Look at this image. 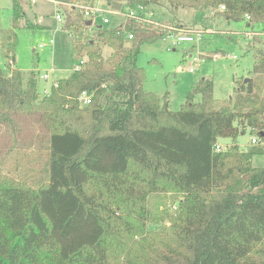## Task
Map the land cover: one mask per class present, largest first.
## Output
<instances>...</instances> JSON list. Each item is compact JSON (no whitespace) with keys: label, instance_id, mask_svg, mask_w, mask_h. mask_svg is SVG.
Here are the masks:
<instances>
[{"label":"trees","instance_id":"trees-1","mask_svg":"<svg viewBox=\"0 0 264 264\" xmlns=\"http://www.w3.org/2000/svg\"><path fill=\"white\" fill-rule=\"evenodd\" d=\"M160 1L105 5L125 12ZM162 1L172 9H213L248 28L264 26V0ZM13 9L16 29L23 12L16 2ZM72 12L65 28L74 35L75 53L87 60L47 96L38 97L34 72L25 79L19 69L5 73L0 66L6 153L26 138L43 160L33 184L0 173V264L119 258L126 264H264V168L252 166L264 149L235 143L241 134L264 131V50L255 49L248 81L234 80L229 99L216 100L212 81L202 79L171 111L167 96L143 90L144 71L136 64L140 46L162 40V30L128 19L123 26H98L96 40L81 41L78 32L87 27ZM100 43L112 51L107 58ZM82 92L88 105L80 104ZM225 138L232 144L216 151ZM165 196L179 198L178 215L159 227L157 245L148 247V223L164 220L152 213L153 204Z\"/></svg>","mask_w":264,"mask_h":264},{"label":"rangeland","instance_id":"rangeland-1","mask_svg":"<svg viewBox=\"0 0 264 264\" xmlns=\"http://www.w3.org/2000/svg\"><path fill=\"white\" fill-rule=\"evenodd\" d=\"M76 3L100 6L104 9L105 0H72ZM18 3L23 15L19 19L18 28H13L14 3ZM66 8V7H65ZM61 10L64 21L60 24L55 20L57 9L47 0H0V66L5 73L13 67L19 69L26 79L30 72H34L38 84V97H43V90L50 91L52 83L64 79L78 65V55L74 51V35L70 29L65 28L67 18L73 17L75 12L67 9ZM138 6L135 9L136 10ZM118 10V14H126ZM151 13L149 20L160 22L165 27L177 28V31L199 33L192 43L176 46L175 50H168V43L157 40L144 43L139 48L136 64L144 71L143 90L152 93L160 100L168 97L169 109L178 111L186 102L187 93L202 79H210L213 83V97L216 100H227L234 95V80L248 78L255 62V49L264 50V26H246V21H227L213 9L202 11L191 8L172 9L164 1L159 5L147 6ZM219 8V11L221 13ZM73 13V14H72ZM110 26L101 24L100 19H95L91 29L87 28L84 34L81 29L79 38L82 40L95 39L96 29L102 27H118L127 22L122 15H110ZM80 24H85L82 18ZM139 24V23H138ZM141 26H155L156 24L144 23ZM160 27V24H159ZM160 29V28H159ZM251 34L250 36L247 35ZM53 39V45L47 48H38L39 44H48ZM98 42V41H97ZM248 43L253 49L248 48ZM101 46L103 58L111 54V49ZM11 48V51L8 50ZM8 53V55H6ZM85 56V53H81ZM218 55L215 60L213 56ZM235 56V59L232 57ZM197 58L199 62L193 63ZM13 61L12 64L9 61ZM87 60V58H86ZM11 68V69H10ZM55 68L52 78L42 80L40 76ZM190 69H193L191 72ZM200 96L194 97V102H199ZM82 106V105H81ZM4 129H0V173H8L14 179L33 184L37 178L43 160L37 148L30 145L25 138L20 148L12 153H6L7 142L4 139ZM251 134L246 132L238 136L236 144L243 150L254 147L250 143ZM218 144L223 148L232 144V140L220 139ZM8 148V147H7ZM263 148L264 147H260ZM254 168H264V154H256L252 158ZM178 200L172 196H165L153 204L152 213L155 216H164L163 222L156 226L147 225V238L151 245L156 246L159 240V227L175 219L178 215ZM174 207L176 209H174ZM150 239H154L152 242ZM139 244V237L134 239ZM137 246L132 248L130 260L134 258ZM111 264H126L121 258L112 259Z\"/></svg>","mask_w":264,"mask_h":264},{"label":"built area","instance_id":"built-area-1","mask_svg":"<svg viewBox=\"0 0 264 264\" xmlns=\"http://www.w3.org/2000/svg\"><path fill=\"white\" fill-rule=\"evenodd\" d=\"M32 3L34 4L35 0H31ZM49 2H51L57 9L56 14H55V20L57 23H61L62 21H64V17L62 15L61 10H63L65 7V9L67 10H76L79 12V14L81 15L82 20L85 22V26L88 29H91L92 25L95 22V19H100L101 20V24L104 25H109L110 24V15H122L124 18L127 19H132L134 20L136 23L139 24H144V23H150V24H156L158 28H160L162 30V32L164 33L162 36V40L166 41L168 43V50H175L176 46L184 44V43H192L195 39V37L200 38V34L199 33H191V32H187L185 31H177V28L172 29V27H165L163 25H161L162 23L160 22H154L149 20L148 16H151V13H149V11H147V7L145 6H138V8L136 10H129L126 14H118L117 11H113L109 8H102L100 6H96V5H92L91 2H88L87 4H80V3H76L73 2L72 0H47ZM220 9H224L223 6H220ZM246 19H248V16H246ZM91 22L90 25H88V22ZM124 23H122L120 26H123ZM160 24V27H159ZM110 26V25H109ZM108 26V27H109ZM113 27V26H112ZM248 36H250L251 34H248ZM127 39L131 40L132 39V35L131 34H127ZM53 45V39L50 40V42L48 44H39L37 47L38 48H47ZM218 55H214L213 56V60H215L217 58ZM79 59V63L78 65L74 66L73 71H79L81 69V67L84 65V63L86 62V59L82 56L77 57ZM233 59H235V56L232 57ZM199 62V60L197 58L193 59V63H197ZM10 64L13 63V61H9ZM190 71L192 72L193 69H190ZM55 73V68H51L49 71H46L45 73H43L40 78L42 80H48L50 78H52V76ZM53 85V83H52ZM50 91L47 90H43V95L47 96L49 94ZM79 101L80 104L82 106L84 105H88L91 102L90 96L87 95V93L82 92L79 96ZM250 143L254 146V147H264V131H263V135L259 134H255L252 135L250 138ZM215 150L216 151H222L224 148L222 146H220L219 144L215 145ZM174 209H176L174 207Z\"/></svg>","mask_w":264,"mask_h":264},{"label":"water","instance_id":"water-1","mask_svg":"<svg viewBox=\"0 0 264 264\" xmlns=\"http://www.w3.org/2000/svg\"><path fill=\"white\" fill-rule=\"evenodd\" d=\"M90 23H91V22L89 21V22H88V25H90ZM247 81H248V78L245 79V82H247ZM263 121H264V116H263ZM241 135H242V134H241ZM260 135H263V132H260Z\"/></svg>","mask_w":264,"mask_h":264},{"label":"crops","instance_id":"crops-1","mask_svg":"<svg viewBox=\"0 0 264 264\" xmlns=\"http://www.w3.org/2000/svg\"><path fill=\"white\" fill-rule=\"evenodd\" d=\"M229 146V145H228Z\"/></svg>","mask_w":264,"mask_h":264}]
</instances>
